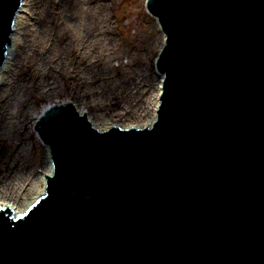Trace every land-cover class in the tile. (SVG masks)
I'll return each instance as SVG.
<instances>
[{"label":"water","instance_id":"1","mask_svg":"<svg viewBox=\"0 0 264 264\" xmlns=\"http://www.w3.org/2000/svg\"><path fill=\"white\" fill-rule=\"evenodd\" d=\"M20 6L0 0V66ZM146 9L162 34L150 125L44 109L31 133L50 174L22 214L0 208V264H264V0Z\"/></svg>","mask_w":264,"mask_h":264},{"label":"rangeland","instance_id":"2","mask_svg":"<svg viewBox=\"0 0 264 264\" xmlns=\"http://www.w3.org/2000/svg\"><path fill=\"white\" fill-rule=\"evenodd\" d=\"M38 1L39 4L41 3L40 8H43L46 3L45 0ZM21 3L23 4V1ZM107 5V15L110 19L111 31L114 37L112 47L114 46V51L117 52V57L113 59L112 63L113 67L119 71L103 76V81L111 83L112 90L116 93L119 91V93L127 95L128 97L131 95L138 97L142 100L143 104V107H140L139 110H135L134 112H132V108H128L125 111L122 108L115 109L119 113L122 112L121 116H117L118 114L113 115L115 111L109 113L105 111L107 115L106 119L103 120L104 122L123 125L130 122L131 116L137 117L139 114L143 116L150 110L156 85L154 73H157L155 68H152V65L154 64L156 53L159 50L161 34L159 33L156 20L152 16H148L145 8V0H108ZM25 7L27 8V5H23L19 14L17 13L21 18L30 14V12L24 11ZM40 18L41 16L39 15H32L26 26L27 29L34 33L35 30L41 29V26L47 24L48 19L46 15L42 19ZM13 34L14 36L18 34L15 27H13L11 40L8 44L9 49L6 48V52H9L7 55L9 59H7L6 65L4 64L3 67L6 66V68L3 71H6L9 67L13 68L18 78L13 82V95L10 104H8V112L10 115L5 119V124L10 126L11 129L8 135L0 140V145L4 148V157H10L12 153L16 156L20 155L17 160V165L14 166V164L8 162V166L14 171L12 175L17 173V169L25 175V178H30L26 182V187L33 188V181L40 174L45 163L38 135L31 133V123L36 121L37 116L45 106L52 103L70 101L76 106H85L86 109L92 110V112L96 110L98 113L102 112L103 110L97 109V107L99 106L100 100L104 104L103 98L101 97L103 94L102 88L104 87L103 85H97V81H95L93 75L89 72L87 73V71L79 73L80 76L78 78L71 77L65 69L60 71L56 63L58 53L55 51H52L49 61L46 60L48 63L46 65L43 64L44 74L41 75V80H47V85L39 89L36 79L34 81L27 80L23 84L20 78L27 66L35 60L36 55L31 54L26 56L21 51L19 53L17 46L12 45ZM51 39L54 40V37L51 36ZM53 40L48 42L47 46L49 48L53 47ZM16 42L19 44V39ZM138 50H141L144 64L143 69H140L137 56L135 55ZM15 53H19L20 56L17 59L18 63L14 66L11 57ZM145 66L149 69L147 73L144 72ZM148 73H150L151 77ZM123 80L124 82H121ZM87 84L91 87L90 91L84 86ZM143 89L149 91L147 97H145V92L142 91ZM94 93H96V96H92ZM108 93V91L106 92L104 90L105 98L109 97L107 95ZM87 97L89 99H86ZM23 167H25V170L22 171L21 169ZM0 169V189H2L3 179L1 178V172L5 171L3 170L1 159ZM25 189L18 194V197L16 196V199L0 197V203H20L19 201H24L32 192L30 191L29 194L24 195Z\"/></svg>","mask_w":264,"mask_h":264},{"label":"bare ground","instance_id":"3","mask_svg":"<svg viewBox=\"0 0 264 264\" xmlns=\"http://www.w3.org/2000/svg\"><path fill=\"white\" fill-rule=\"evenodd\" d=\"M22 1L23 4L19 9L18 14L23 5H27V8L25 7L24 11H28L30 14L27 16L25 15L23 18L18 14L16 15L13 27H15L18 37L13 34L12 45H16L19 53L22 52L23 55H36L35 60L27 66L20 78V81L23 84L26 83L27 80L34 81L36 79L39 89H42L47 85V80H41V75L44 74L43 64L46 65L48 63L46 60L49 61L52 51H55L58 53L56 63L60 71L65 69L73 78H78L80 76L79 73L87 71V73L89 72L93 75V78L97 81V85H103V96L101 95V97L103 98L104 104L100 100L99 106L97 107V109L103 110L102 112L98 113L96 112L97 110L92 112V110L90 111L86 109L85 106H77L80 111L86 112L89 121L96 128L103 129L111 125L103 121L106 119L107 115L105 111H108L109 113L118 108H122L123 111L132 108V112H134L135 110H139L140 107H143L140 98L133 95L128 97L127 95L119 93V91L116 93L112 90L111 83L103 81V76L117 73L119 71L113 67L112 63L113 59L117 57V52L114 51V46L112 47L114 37L111 31L110 19L107 15L108 0H45L46 3L44 2L45 5L43 8H40L41 3L39 4L38 0ZM32 15H39L41 16L40 19L46 15V18L48 19L47 24L41 26V29L35 30L34 33L29 31L26 27ZM51 36L54 37V40L51 39ZM18 39L19 44L16 42ZM51 40H53V47L49 48L47 44ZM161 42L162 35L160 38V44ZM7 49H9V46H7ZM19 53H15L14 56L11 57L14 66L18 63L17 59L20 56ZM8 54L9 52H6V60L2 66H0V140L8 135L11 129L10 126L5 124V119L10 115L8 112V104H10L13 95V82L18 78V75L15 74L13 68L9 67L6 71H3V69L6 68V66H3L7 63V59H9V57H7ZM135 55L137 56L140 69H143L144 64L142 61L141 50H138ZM148 70L149 69L145 66L144 72L147 73ZM148 75L151 77L150 73H148ZM154 76L156 79V85L150 110L143 116H140V114L137 117L131 116L130 122L119 125L120 127H143L150 125L162 78L158 73H154ZM121 82H124V80ZM84 86L87 90H91V87L88 86V84ZM104 90L109 92L107 94L109 97L105 98ZM142 91L145 92V97L149 95L147 89H143ZM92 96H96V93ZM86 99L89 98L87 97ZM121 114L122 112L119 113V111H115L113 115L121 116ZM3 151L4 148L0 145V159L2 160L3 170L5 171L1 172L3 186L2 189H0V197L16 199V196L18 197V194L21 193L24 188H26L24 195L29 194L30 191L32 192L24 201H19L20 203L1 202L0 208L10 207L15 215L22 214L28 206L34 202V197H40L43 194L44 176L49 174L47 164L44 158L45 165L37 178L34 179L33 188L26 187V182L29 181L30 178H25V175L20 173L17 169V173L12 175L14 171L8 166V162H11L14 166L17 165V160L20 155L16 156L12 153L10 157L7 156L6 158L3 156ZM24 168L25 167L21 170H25Z\"/></svg>","mask_w":264,"mask_h":264}]
</instances>
